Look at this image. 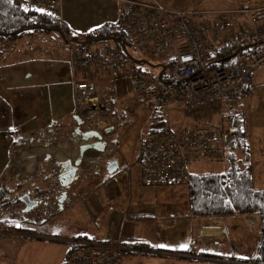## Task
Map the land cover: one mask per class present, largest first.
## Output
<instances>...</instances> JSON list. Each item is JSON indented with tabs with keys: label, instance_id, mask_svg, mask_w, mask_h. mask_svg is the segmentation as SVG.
I'll return each instance as SVG.
<instances>
[{
	"label": "crops",
	"instance_id": "obj_1",
	"mask_svg": "<svg viewBox=\"0 0 264 264\" xmlns=\"http://www.w3.org/2000/svg\"><path fill=\"white\" fill-rule=\"evenodd\" d=\"M119 20L115 0H62V24L75 35ZM47 46L51 53L46 57L11 55L0 65V187L12 181V177L8 179L16 167L15 161L10 159L15 139L53 128V138L64 140L75 130L72 73L64 61L67 50L64 45ZM112 78L109 73L96 75L93 85L101 90ZM251 80L250 95L240 102L235 112L241 113L246 122L253 187L264 191L257 188L264 189V65ZM106 97L109 113L121 118L123 104L117 103L113 96ZM198 113L191 119L186 118V124L202 121L198 120ZM114 131H110L107 138ZM76 147L78 144H72L71 149L77 156ZM121 153L119 167L112 175L98 170L90 175L87 168L91 161L83 162L80 177L67 191L65 200L61 204L52 200L51 208L35 226L50 232L38 230L41 234H32L26 240L18 236L12 238L14 241L8 240L5 247L0 246V264H63L70 243L97 245L114 241L127 246L143 242L150 247L148 250L129 247L130 253L121 264H214L233 256L235 259L240 256L242 262L249 260L242 257L240 251L234 255L232 242L227 243L231 238L227 221L237 220L242 215L196 217L190 212L189 199L180 211L178 193L174 194V204L167 203L173 189L180 186H144L136 166L138 152L134 165L129 164L127 152ZM29 155L34 154L21 155L25 168L23 178L29 167L22 160L30 158ZM91 160L94 161V157ZM190 174L200 173L190 171ZM13 178L19 181V176L13 175ZM13 243L16 245H11Z\"/></svg>",
	"mask_w": 264,
	"mask_h": 264
},
{
	"label": "built area",
	"instance_id": "obj_2",
	"mask_svg": "<svg viewBox=\"0 0 264 264\" xmlns=\"http://www.w3.org/2000/svg\"><path fill=\"white\" fill-rule=\"evenodd\" d=\"M14 6L55 16L62 24V0H12ZM123 16L121 32L144 60L159 59L163 66L157 76L142 71L125 59L115 47L76 44L65 33L64 61L72 73L74 125L80 133H96L90 145H104L94 158L121 159L108 142L106 131H114L117 118L108 111L106 95L93 85L99 74H111L116 81L132 84L135 104L151 118L171 112L191 118L194 113L216 111L214 125L193 124L173 130L168 121L143 138L140 149V181L146 187L186 186L190 167L223 164L233 138L224 126L227 112L250 95L252 75L264 65V6L233 10L171 11L151 0H115ZM247 47V48H246ZM245 48L230 66L210 67L216 53ZM50 48L37 41L25 44L0 41V65L11 55L46 57ZM189 116V117H188ZM130 249L114 241L92 245L71 254L65 264H121Z\"/></svg>",
	"mask_w": 264,
	"mask_h": 264
},
{
	"label": "trees",
	"instance_id": "obj_3",
	"mask_svg": "<svg viewBox=\"0 0 264 264\" xmlns=\"http://www.w3.org/2000/svg\"><path fill=\"white\" fill-rule=\"evenodd\" d=\"M123 16L124 15L120 16L118 23L105 24L83 35H75L69 32L64 26H61L59 19L55 16L33 12L31 10H23L20 7L14 6L12 0H0V41L21 44L22 42L29 43L31 39L36 37L35 39L45 45H51L54 43L57 47H64V30L70 39L76 44L88 45L92 43L91 46L103 44L101 46L107 45V47L111 46L118 48L130 64L139 68L146 65L147 62L137 61L130 55L129 48L130 46L132 47V45L120 29ZM252 46L256 48H264V46L256 44ZM238 50L216 53L209 60L210 67L215 65L221 67L230 66L232 60L242 52H238V54L235 55ZM130 59L136 61V63H133ZM158 67L162 72V64ZM245 99L246 98L242 101ZM240 102L227 112L224 122V126L229 130L233 138L230 150L226 155L224 163L226 166L225 171L222 173L208 172L190 174L188 184L180 187L186 188L190 212L196 217L229 218L236 215H256L259 218L260 223L259 239L256 251L257 256L254 259L244 261L242 264H264V191H256L253 187L252 171L249 164V149L246 141V122L241 113L235 112L237 107L240 105ZM204 112L214 113L217 120L218 113L216 111ZM156 116L160 117L159 114H156ZM116 118L117 121L122 120V117L120 118V116ZM162 126L163 123L161 126L150 128L147 134L158 131ZM52 129L53 128H49L42 133H31L27 136H19L15 139L12 143V152L10 155L11 161H15V159H17L22 152L25 154L24 152L28 151L26 148L30 143L37 142L43 145H51L54 141H56L51 135ZM142 142L143 139L139 144L136 161H139L140 158ZM49 149H51L50 151L53 150V148ZM31 150L33 151V149ZM51 167V176L45 179L47 188L50 186L49 189H39L40 184L29 183L28 181L23 183L20 180L15 181L14 186H10L9 184L1 185L0 227L2 226V228H0V230L2 231H0V233H4V237L9 238V233H13L11 230H15L16 233L22 231L41 233L38 231H30V228L27 229L29 226L34 225L35 221L32 222L31 220L25 219V217L28 216V214L30 215V213H36L40 209L38 208L40 206V202L38 200L43 199L48 200L49 202L55 200L58 202L56 198L58 192L55 190L57 186L56 178L59 167L54 160L51 163ZM27 185H29V187H27ZM25 186V191H29L30 189L33 192L32 196L36 197V201L38 203V207L30 213H23L24 209L17 201V197L25 193L23 190ZM34 197L32 199H34ZM15 221H17V226L13 224ZM8 222L11 226L7 227L6 224ZM3 225L5 229L3 228ZM30 236L31 235H28L27 239L28 237L30 238ZM85 246L86 244L71 243L68 246V251L63 264L67 262V259L71 254L84 250L86 248ZM127 247H137L139 249L147 250L150 249V247L143 242Z\"/></svg>",
	"mask_w": 264,
	"mask_h": 264
},
{
	"label": "rangeland",
	"instance_id": "obj_4",
	"mask_svg": "<svg viewBox=\"0 0 264 264\" xmlns=\"http://www.w3.org/2000/svg\"><path fill=\"white\" fill-rule=\"evenodd\" d=\"M155 1L171 11H180V10H204V11L214 10L216 11V10H233V9L240 8V7L254 8V7L264 6V0H155ZM61 26H63V24H61ZM63 33H65L68 36V34L64 30H63ZM37 41H38L37 39L36 40L35 38L33 39V42H37ZM101 45L103 44H96L92 46L88 45V46H91L92 48H94V47H100ZM105 46L107 47V45ZM129 49H130L129 50L130 55L135 60L147 62L146 65H143L140 67L142 71H147L152 76H157L161 72V69L158 67L159 65H161V61L159 59L144 60V58H142L139 54H137V52H135L133 47L130 46ZM113 80L114 78H112V81L107 85V87L101 86V91L106 96H113L114 99L117 100V103H122L124 113L122 116L123 121L122 120L118 121L116 131H114V133L112 132L110 134V137H108L107 140L115 148H117L120 154H122L121 151L127 152V156H128L127 160L129 161V164L132 163L131 165H134L133 162L138 152L139 144L142 141V139L145 137V135L147 134L150 128L161 126L162 123H164V121H168L173 130H176L177 128H183L184 126H189V124L187 125L186 124L187 122L185 121L186 120L185 117L187 116L186 115L181 116L179 113H176V112L172 114H168L167 117L165 118H160L156 115L151 118L146 117L144 115V112H142L135 104L133 87L130 81L122 80L118 82L115 80L117 82L115 83V81ZM198 114L200 115L198 120L199 119L200 120L203 119V120L199 121L197 124L214 125L217 122L216 116L212 112H201ZM71 135H72L71 132L68 133L65 136L66 139L64 140L58 139L60 137H54L58 139V141H54L53 143L51 142L52 144L48 148H53L56 151V153L51 156H47V157H45L46 154L43 155L44 152H47V148H45V145L39 144L37 142L28 144L26 150L33 149V151L25 153L24 156H26V154H29V153L32 154V152L34 154L31 156V158H33V156L35 158L34 167L31 171L32 174L26 173L27 175L24 178L21 176L22 171L24 172V169H25L24 166L21 164V160H20L21 155L23 154L22 152L17 157V159H15L14 165L16 167H14L15 170H14L13 175L14 176L16 175V177L19 176V180L22 181L23 183L28 181L29 183L40 184L39 189H49L50 186H48L49 188H47L45 184V179L51 176L52 161L54 160L57 162V161L70 160L73 162L76 159V158L74 160L68 159L67 157L63 156L62 153L58 151L59 150L58 146H60V144L62 146L64 143H66V145L70 147L72 146V144H76V142L73 140ZM87 155L89 156V158H85V156ZM97 156H99L98 153L93 152V151H89V152L87 151V153L84 155L83 162L89 163V161H91V163H89V166L87 168V171L90 172L89 173L90 175L93 174V172L95 175L97 170L99 172L101 171L107 174L106 165L111 161L118 162V167H119L120 160L118 158H113V157L110 160H105L106 159L105 158L101 160L100 163L94 165V161H92L91 158L92 157L96 158ZM22 162L24 163V165H27L25 159L22 160ZM138 163L139 162L136 161V166L138 165ZM131 165L128 167L131 168L132 167ZM133 168L136 170V167H133ZM225 168L226 166L224 165V163L223 164L199 163V164H195L191 166L190 171L192 173H206V172L222 173L225 171ZM33 172L34 173L37 172V174L35 175ZM13 175L9 176V179H8L10 181V178L12 177L11 183H7L10 186L15 185V180L13 178ZM29 185H32V184H29ZM29 185H27V187H29ZM257 188L258 190H264V189H259L260 188L259 186H257ZM25 189H26V186L24 187L23 190L25 191ZM172 193H173L172 194L173 196H169L167 203L174 204L176 202L174 194L178 193V204H179V209L181 211L182 207L186 205L188 201L186 188H174ZM43 218L44 217L40 209L34 215L26 216L25 219L31 220L32 222L35 221L34 225H31L29 227L27 226L28 227L27 229L30 228V231H38V230L43 231V228L39 229L40 227L38 228L35 227V226H38L37 223H40L43 220ZM227 222L228 224L226 225V228L230 232L229 234L231 235V238L230 240L229 239L227 240V243L232 242L230 247L232 248L233 254L236 255V253L240 251L242 257L249 258L250 260L254 259L257 256L256 251H257V244H258V239H259V229H260L259 218L253 214L243 215L237 218V220L233 219V220H228ZM13 224L17 226V221H15ZM6 226L8 227L11 225L8 222ZM0 228H2V226ZM3 228H4V225H3ZM11 231L13 233H9L10 234L9 238L4 237V233H0V246L5 247L6 243L9 242L8 240L14 238L15 236H18V238L21 240H26L28 235L41 234V233H30L27 231L26 232L22 231L19 233H16L15 230H11ZM238 231H241V233H236ZM43 232L47 233L50 231L45 230ZM14 240L15 239H12V241ZM11 245L15 246L16 244L13 243ZM85 247L86 248L92 247V245L86 244ZM239 258L240 256L239 257L237 256L236 259L233 256L232 258H229L227 260L225 259L224 261L221 260L214 264H242L243 262Z\"/></svg>",
	"mask_w": 264,
	"mask_h": 264
},
{
	"label": "water",
	"instance_id": "obj_5",
	"mask_svg": "<svg viewBox=\"0 0 264 264\" xmlns=\"http://www.w3.org/2000/svg\"><path fill=\"white\" fill-rule=\"evenodd\" d=\"M92 43L88 44L91 45ZM247 48V47H246ZM245 48L239 49L235 55L238 54V52L243 51ZM124 50V48H123ZM133 63H136V61L130 59ZM77 126L80 125V122L78 119H74ZM110 131H106V134H108ZM73 140L77 143L81 140H91L95 138H99V136L96 133H80L78 129H75L72 134ZM50 145H45V148H48ZM104 150L103 144H98L96 146H88L83 147L79 149L78 156L76 159L72 162L70 160L62 161L57 163V165H60L61 170H63V179L65 180V183L63 184V187H69L72 185L75 181L78 180L77 173L80 170V166L82 165L84 155L87 151H93L97 153H101ZM118 163L115 161H111L106 165V172L108 175H112L117 171ZM66 198V194L62 195V198L59 200V203L61 204ZM20 202H22L25 205V209L23 210V213H30L34 209L38 207V203H35L31 201L29 195H25L22 199H20Z\"/></svg>",
	"mask_w": 264,
	"mask_h": 264
},
{
	"label": "flooded vegetation",
	"instance_id": "obj_6",
	"mask_svg": "<svg viewBox=\"0 0 264 264\" xmlns=\"http://www.w3.org/2000/svg\"><path fill=\"white\" fill-rule=\"evenodd\" d=\"M76 124V123H75ZM73 134V133H72ZM58 147H61V144H60V146H58ZM50 150L51 149H49V148H47V152L45 153V154H48V153H50ZM89 152V151H88ZM87 153V152H86ZM85 153V154H86ZM78 156V155H77ZM46 157V156H45ZM66 161V160H65ZM84 161V160H83ZM59 162H62V161H59ZM64 162V161H63ZM57 163H58V161H57ZM83 163V162H82ZM58 167H59V171H58V174H57V178H56V183H57V186H56V190L55 191H57L58 192V194L56 195V198H57V200H58V202H59V200L62 198V195L63 194H66L67 193V191L71 188V185L69 186V187H63V184L65 183V180L63 179V170H61V167H60V165H57ZM80 168H81V166H80ZM79 174H80V170H79V172L77 173V176H79ZM75 183V182H74ZM32 191L29 189V191L28 190H26L25 191V193H23L22 195H20V196H18L17 197V201L20 203V205L23 207V209H25V205L22 203V202H20V199H22L25 195H31L30 196V199H31V201H33V202H35V203H37V199H36V197H34V196H32ZM34 197V199H32ZM42 200V201H41ZM41 200H38L39 202H40V206L38 207V208H40V210H41V213L43 214V215H46V213L48 212V210L51 208V202H49L48 200H43V199H41ZM29 215V214H28ZM31 215H33V214H31L30 213V216Z\"/></svg>",
	"mask_w": 264,
	"mask_h": 264
},
{
	"label": "bare ground",
	"instance_id": "obj_7",
	"mask_svg": "<svg viewBox=\"0 0 264 264\" xmlns=\"http://www.w3.org/2000/svg\"><path fill=\"white\" fill-rule=\"evenodd\" d=\"M76 144H78V147H76V150H77V154H78V151L79 149L83 148V147H88L90 146V141L89 140H81L80 142H77ZM60 153H62L63 156L67 157L68 159H71V160H74L76 154L72 151L71 147L66 145V143H64L61 147H59V150H58ZM46 152H44L43 155H45ZM56 151L53 149L52 151H50V153L46 154V157L47 156H51L53 154H55ZM71 155V157H70ZM30 158H25V161H26V164L27 166L29 167V170L27 171V173L29 174H32V168H33V165H34V160L33 158H31V155H29ZM90 162V161H89ZM210 233V232H208Z\"/></svg>",
	"mask_w": 264,
	"mask_h": 264
}]
</instances>
